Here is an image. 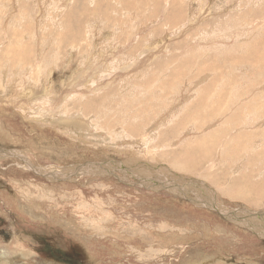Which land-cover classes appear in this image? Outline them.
<instances>
[{"label":"rangeland","instance_id":"1","mask_svg":"<svg viewBox=\"0 0 264 264\" xmlns=\"http://www.w3.org/2000/svg\"><path fill=\"white\" fill-rule=\"evenodd\" d=\"M259 190L264 0H0V264H264Z\"/></svg>","mask_w":264,"mask_h":264},{"label":"bare ground","instance_id":"2","mask_svg":"<svg viewBox=\"0 0 264 264\" xmlns=\"http://www.w3.org/2000/svg\"><path fill=\"white\" fill-rule=\"evenodd\" d=\"M199 12V11H198ZM157 44H159V43H157ZM157 44H155V45H157ZM158 46V45H157ZM156 46V47H157ZM151 48V47H150ZM151 50V49H150ZM159 51V50H158ZM149 52V51H148ZM152 54V53H151ZM98 56V55H97ZM100 57V56H99ZM139 59H141V58H139ZM102 60V59H101ZM103 61V60H102ZM101 61V62H102ZM135 63H136V61H135ZM98 64V63H97ZM96 64V65H97ZM92 66V65H91ZM102 66V65H101ZM132 66H133V64H132ZM131 67V66H130ZM133 67H135V66H133ZM129 68V67H128ZM103 69V68H102ZM83 70V69H82ZM91 70V69H90ZM128 70V69H127ZM97 71V70H96ZM95 71V72H96ZM133 71V70H132ZM88 72V71H87ZM52 73V72H51ZM52 75V74H51ZM97 75V74H96ZM99 75V74H98ZM83 76V75H82ZM93 76V75H92ZM94 77V76H93ZM96 77V76H95ZM51 82V81H50ZM82 82V81H81ZM65 85V84H64ZM76 87V86H75ZM51 87H49V85H47V88L46 89H50ZM44 94H46V95H50V96H52V94H50V93H46L45 91H42ZM29 94V93H28ZM31 94H32V92H31ZM62 102V101H61ZM29 117V116H28ZM40 117H42L41 119H44V118H47V115L45 114V115H41ZM60 117H62L60 114H59V118ZM77 117V118H76ZM34 119V118H33ZM36 119H38L39 120V118H36ZM44 120H47V119H44ZM43 120V121H44ZM51 120H52V118H51ZM84 120L85 119H82V118H80L79 116H68V115H63V117L59 120V124L60 123H62V124H67V125H70V124H76V125H74L75 127H78V128H80L81 127V129H86L88 132H89V125L87 124V123H85L84 122ZM58 121V120H57ZM41 122H42V120H41ZM43 123V122H42ZM57 125V124H56ZM42 126V125H41ZM59 126V125H58ZM62 126V125H61ZM54 129V128H53ZM61 129V128H60ZM86 130L84 131V132H86ZM87 137V136H86ZM16 154V153H15ZM3 155H6V154H3ZM203 155H204V153H203ZM9 156H13V157H19V158H21V159H23L25 162H27V163H25V165L24 164H21L22 162H20L19 163V165L20 166H22V167H24V168H28V169H34V171H37V170H39L37 173H39V174H41V175H43V173H45L46 171L45 170H41V167H37L36 165H33L34 163L32 162V163H30V162H28V161H26L25 160V157L24 156H26L23 152H17V156H15L14 154H9V155H7V156H5V158L6 157H9ZM205 156V155H204ZM16 164V163H15ZM18 164V163H17ZM98 165V164H97ZM137 165V164H136ZM142 165V164H141ZM147 166V165H146ZM149 166V165H148ZM105 167V166H104ZM131 167H133V166H131ZM135 167V166H134ZM139 167H143V166H139ZM48 168V167H47ZM61 169V167H57V168H55V169ZM93 168V167H92ZM103 168V167H102ZM107 168V170L109 171V167H106ZM150 168V167H149ZM44 169V168H43ZM50 171H54V168H48ZM47 169V170H48ZM77 167H75V168H72L70 171H69V169H67L66 171H63V172H61V173H59V174H64V176L66 177L65 179H67L68 180V178H69V175H71V174H75V172H77ZM97 169V168H96ZM103 169H105V168H103ZM112 169V168H111ZM125 169V168H124ZM134 168H128V171H129V173L130 174H132V170H133ZM157 169V168H156ZM124 173H125V171H124ZM79 174V173H78ZM203 174V173H202ZM55 175V174H54ZM56 175H58L57 173H56ZM66 175H68V176H66ZM199 175V174H198ZM200 176V175H199ZM218 177H216V176H213V177H209V173H207L206 175H203V177L204 178H207V179H209L215 186L217 185L218 187H220L219 185H218V179H222V176H220V175H217ZM52 177V176H51ZM79 177V176H78ZM57 178V177H56ZM133 178V177H132ZM223 178H224V176H223ZM53 179V178H52ZM59 178H57V179H55V181L56 180H58ZM64 179V178H63ZM70 179V178H69ZM60 180V179H59ZM58 180V181H59ZM62 180V179H61ZM223 180V179H222ZM28 181V180H27ZM26 181V182H27ZM69 181V180H68ZM54 182V181H53ZM203 183V182H202ZM244 184H246V183H244ZM244 184H239V186L238 187H236V188H234L233 187V189L232 190H229L228 189V187L227 188H221V191L222 192H224L226 195H233V197H235V196H240V195H243V197H244V200L245 201H252L253 203H258L259 205H260V203H262L263 201H261L263 198H260V199H256V198H253V199H251L252 197H250L249 195H247L248 193H247V191L245 190V188L243 187V185ZM203 185V184H202ZM214 188V187H213ZM220 189V188H219ZM183 191V190H182ZM213 191H215V190H213ZM256 193H257V195H264V192H263V190H259V191H255ZM219 193V192H218ZM218 193H216V194H218ZM202 194V193H201ZM207 194V193H206ZM211 194H213V193H211ZM254 194V193H253ZM253 194H251V195H253ZM185 195V194H184ZM192 195H194V196H191L190 195V197H192L193 198V200L195 201V203L197 204V202H199V203H201V204H203L204 206L205 205H207V204H209V205H212L211 203L213 202L212 200H210V201H208V197H205V200L203 201L202 199H200V197L198 196V195H196V194H192ZM214 195V194H213ZM212 195V196H213ZM202 196V195H201ZM209 196V195H208ZM250 197V198H249ZM213 198L215 199V197L213 196ZM8 199H12V198H8ZM216 200H218L219 202H221V203H223L222 202V200H220L218 197L216 198ZM12 201V200H11ZM225 203V202H224ZM10 204V203H9ZM35 204V203H34ZM215 204H216V202H215ZM227 204V203H226ZM246 204V203H245ZM264 204V203H263ZM13 205V204H12ZM262 205V204H261ZM260 205V206H261ZM30 206V205H29ZM227 206V205H226ZM256 207V208H259V209H262L263 210V208L262 207ZM22 207V206H21ZM196 207V206H195ZM37 208V207H36ZM248 208V207H247ZM21 209H23V208H21ZM27 209H29V207L27 208ZM65 209V208H64ZM244 209V208H243ZM79 210V209H78ZM89 210H92V214H93V216L94 217H98L99 215H98V211H96L97 209H89ZM247 210V209H246ZM227 211V210H226ZM29 213H30V211H28ZM77 212V211H76ZM234 212V211H233ZM240 212V211H239ZM242 212V211H241ZM240 212V213H241ZM247 212V211H246ZM242 213V215H243V217H247L248 218V221L247 222H243L244 224H245V226H246V228L248 229V231L249 230H251V233H255L256 235H259V236H263L264 237V224H261V223H259L260 221H261V219H260V214H254L253 213V215L252 216H250L249 214H247V213ZM57 213V212H56ZM56 213H52V215L53 214H56ZM66 213V212H65ZM80 213H81V211H80ZM78 213V214H76V213H71L72 215L73 214H75L73 217H75L76 218V216H79L81 219H80V222H79V224H78V226L79 225H85V223H84V221H85V213ZM237 213V212H236ZM235 213V214H236ZM67 214V213H66ZM65 214V215H66ZM211 214V213H210ZM234 214V213H233ZM230 215H232V214H230ZM230 215H228V216H230ZM242 215L240 216V217H242ZM259 217V220L260 221H258V217ZM235 217L234 218H236L237 216H238V214L237 215H234ZM53 219H55V217L56 216H51ZM50 217V218H51ZM231 218H232V216H230ZM239 217V216H238ZM237 217V218H238ZM57 218H58V215H57ZM60 218H61V220H63V218L60 216ZM69 218H67L66 220H68ZM228 219V218H227ZM239 219H241V218H239ZM59 220V219H58ZM65 220V219H64ZM75 221H76V219H74ZM236 223V222H235ZM238 224V223H237ZM238 226V225H237ZM241 226V225H240ZM241 229V228H240ZM242 230H244L245 231V229H242ZM247 231V230H246ZM245 231V232H246ZM250 233V232H249ZM252 235V234H251ZM17 238V237H16ZM19 238V237H18ZM259 238V237H258ZM18 241H20V240H18ZM252 241H254L255 242V240H252ZM259 242H260V240H259ZM14 243V242H13ZM12 243V244H13ZM19 244H20V242H18ZM199 243V242H198ZM15 244H17V243H15ZM10 246H12L13 247V245H10ZM21 246V245H20ZM193 247V246H192ZM10 248V247H9ZM16 248V247H15ZM18 248H20V247H18ZM33 248V247H32ZM193 249V248H192ZM13 250V249H12ZM16 250V249H15ZM22 250V249H21ZM35 250H33V252H34ZM196 251V250H195ZM14 252V251H13ZM31 252V251H30ZM32 252V253H33ZM16 253V252H15ZM18 253V252H17ZM186 253V252H185ZM196 253V252H195ZM163 254V253H162ZM3 255V254H2ZM199 255V254H198ZM197 255V256H198ZM19 256V255H18ZM172 256V255H171ZM15 257V256H14ZM1 258V257H0ZM11 258V257H10ZM8 259H9V257H8ZM152 259V258H151ZM36 260V259H35ZM168 260V259H167ZM5 261H7V260H5ZM9 261V260H8ZM25 261V260H24ZM10 262V261H9ZM13 262V261H12ZM170 262H171V260H170ZM4 263V262H3ZM2 263V264H3ZM11 264V263H10ZM31 264V263H30ZM138 264V263H137Z\"/></svg>","mask_w":264,"mask_h":264},{"label":"crops","instance_id":"3","mask_svg":"<svg viewBox=\"0 0 264 264\" xmlns=\"http://www.w3.org/2000/svg\"><path fill=\"white\" fill-rule=\"evenodd\" d=\"M95 174H99V173H96V172H95ZM258 214H259V213H258ZM230 235H231V234H230ZM231 236H233V234H232ZM228 237H229V235H228ZM233 237H234V236H233ZM260 237H263V236H260ZM256 244H257V243H256Z\"/></svg>","mask_w":264,"mask_h":264}]
</instances>
